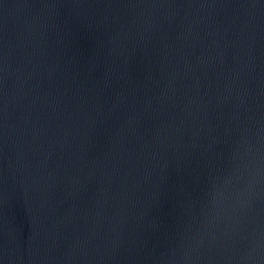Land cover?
<instances>
[{"label":"water","instance_id":"95a60500","mask_svg":"<svg viewBox=\"0 0 264 264\" xmlns=\"http://www.w3.org/2000/svg\"><path fill=\"white\" fill-rule=\"evenodd\" d=\"M0 264H264V0H0Z\"/></svg>","mask_w":264,"mask_h":264}]
</instances>
